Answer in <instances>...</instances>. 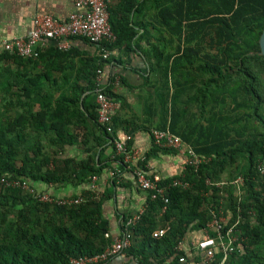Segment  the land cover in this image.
Returning <instances> with one entry per match:
<instances>
[{
  "label": "trees",
  "instance_id": "16d2710c",
  "mask_svg": "<svg viewBox=\"0 0 264 264\" xmlns=\"http://www.w3.org/2000/svg\"><path fill=\"white\" fill-rule=\"evenodd\" d=\"M139 4L123 0L118 11L110 9L117 41L105 47L130 53L145 41L150 75L158 76L164 120L158 130H170L208 161L162 179L167 204L145 192V210L131 229L132 246L124 255L132 264H222V252L207 263L191 241L203 240L207 230L216 237L208 224L211 209L222 206L228 218L225 231L238 223L240 237L223 264H264V175L258 170L264 160V0H155V32L145 28L136 39L130 15ZM94 45L100 56L82 62L72 91L57 99L53 93L44 94L41 77L14 70L35 63L43 51L30 59L0 54V99L15 100L10 108H0V264H70L72 259L102 254L113 242L103 215L110 195L97 198L90 190L70 197H82L80 204L62 206L41 202L23 188L6 187L3 180L80 185L89 184L104 169L118 170L114 182L127 167L133 173L140 166L148 171L149 155L144 163L130 166L117 154L115 117L113 134L98 123V92L115 101L118 96L113 76L106 84L98 81V72L116 60L104 59L103 45ZM195 104L198 111L193 113L190 107ZM92 122L93 146L87 156H61L77 138L70 131L90 130ZM125 133L133 136L135 130L126 127ZM107 148L112 152L105 157ZM239 177L244 181L240 192L232 184ZM178 179L190 187L171 186ZM128 217L122 219L121 229ZM156 230L165 232L156 239Z\"/></svg>",
  "mask_w": 264,
  "mask_h": 264
},
{
  "label": "crops",
  "instance_id": "0c3cea01",
  "mask_svg": "<svg viewBox=\"0 0 264 264\" xmlns=\"http://www.w3.org/2000/svg\"><path fill=\"white\" fill-rule=\"evenodd\" d=\"M137 1L140 4L130 15V26L138 32L136 39L144 33L145 28L153 30L151 21L156 14L155 0ZM122 2L123 0H112L110 9L117 10ZM74 10V0H0V40L25 36L32 27V19L35 15H50L64 22L69 19ZM65 42L70 47L67 50L59 49L58 45ZM144 43L145 41L141 49H134L130 53L114 49L111 56L114 57L116 63L106 66L101 83L106 84L111 76L115 79L113 86L118 100H114L116 104L114 117L119 127V135L126 134V127L129 130H135L131 148L138 150L144 157L150 156L147 160L149 174L162 179L172 178L183 173L185 164L180 154L165 153L153 146L151 131L159 129V125L164 120L160 119L162 111L157 98L158 76L150 75L149 61L144 54L147 46ZM42 51L41 57L35 63L19 66L14 70L21 75L41 77L39 81L44 94L53 93L56 99L61 94L72 91L78 74L82 72V62L100 56L98 47L83 38L52 41ZM187 97L188 95H184L182 98ZM12 101L15 102L10 96L5 102L0 99V108H10ZM190 108L193 113L198 111L196 104L191 105ZM7 115L10 117V112ZM93 126L92 122L90 130L84 128L71 130V134L77 138H72L75 141L73 144L65 145V151L61 156L85 158L87 148L93 146L91 136L94 131ZM83 141H86L87 145ZM111 152L112 150L107 148L105 157ZM135 165H137L136 162L131 164V166ZM129 170L130 168L127 167L122 171L121 178L116 182H114L115 176L112 175L113 169H104L98 176L99 191L111 196L104 203L103 215L109 221L110 234L113 238L120 235L124 217L132 216L146 206L147 195L138 188L135 174ZM33 185L41 192L60 198L75 197L90 191V184L52 185L36 182ZM191 241L195 247L197 240L191 239ZM109 264L132 263L124 255L110 261Z\"/></svg>",
  "mask_w": 264,
  "mask_h": 264
},
{
  "label": "built area",
  "instance_id": "2783aa9c",
  "mask_svg": "<svg viewBox=\"0 0 264 264\" xmlns=\"http://www.w3.org/2000/svg\"><path fill=\"white\" fill-rule=\"evenodd\" d=\"M112 0H74L75 10L70 15L67 21H59L50 15H35L32 19V27L25 36L14 37L12 39L0 40V54L15 55L18 57L30 59L38 58L40 52L47 47V44L52 41L69 40L72 38H85L96 45H103L101 48L102 57L109 59L112 51L105 47V44L111 46L117 41V35L114 33L110 23V7ZM70 46L68 43L58 45L59 49L67 50ZM98 81H102L103 72L100 70ZM119 82V80H117ZM97 118L98 123L103 126L108 133L113 134V120L116 104L114 100L109 98L100 90L97 94ZM151 137L153 144L160 148L173 149L180 154L184 160L185 166L199 168L206 160L204 157L198 155L194 149L186 144L179 136L173 134L170 130H152ZM133 137L128 134L118 135L114 140V145L118 155L124 157L126 164L133 162L144 163L146 157L138 150L131 148L130 143ZM148 170V166H146ZM259 172L264 175V160L258 165ZM118 170L113 171L115 176ZM139 188L151 194L152 200L161 199L167 204L169 201L165 197L166 187L160 186L162 178L159 176H152L143 167H138L134 170ZM98 176H93L91 179L90 190L95 197L99 198L101 192L98 188ZM6 187H19L29 191L32 195L37 197L41 202L55 203L58 205H75L83 202L82 197L78 198H60L53 196L50 193L39 192L30 182L26 180H3ZM210 185L211 182L207 181ZM227 182L220 183L218 186H223ZM244 181L242 177L237 178L233 185H235L240 192V188ZM173 187H182L187 189L190 187L188 182L178 179L172 182ZM145 208L136 214L128 217L124 222L117 238H113V242L102 254L92 257H84L79 259H72L70 264H106L111 259L124 254L132 246V232L131 229L141 219ZM212 219L208 224L210 230L216 232V237H212L207 230L203 240L199 241L195 247L205 256V262L211 263L218 251L224 254V260L234 250L235 245L239 242L240 237L236 233L238 223H235L225 231V225L228 222L225 209L221 206L219 209H211ZM165 231L156 230L153 237L158 239L162 237ZM108 236V235H107ZM183 244H180V248ZM185 262L184 258L180 259ZM222 263V264H223Z\"/></svg>",
  "mask_w": 264,
  "mask_h": 264
},
{
  "label": "water",
  "instance_id": "95a60500",
  "mask_svg": "<svg viewBox=\"0 0 264 264\" xmlns=\"http://www.w3.org/2000/svg\"><path fill=\"white\" fill-rule=\"evenodd\" d=\"M260 46H261V55H263L264 56V31H263V33H262V36H261V38H260Z\"/></svg>",
  "mask_w": 264,
  "mask_h": 264
}]
</instances>
